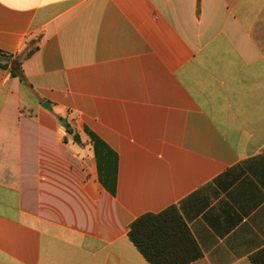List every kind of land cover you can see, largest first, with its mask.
<instances>
[{
  "label": "crops",
  "instance_id": "crops-1",
  "mask_svg": "<svg viewBox=\"0 0 264 264\" xmlns=\"http://www.w3.org/2000/svg\"><path fill=\"white\" fill-rule=\"evenodd\" d=\"M0 51V264H150L172 206L190 264L264 251V0H0Z\"/></svg>",
  "mask_w": 264,
  "mask_h": 264
},
{
  "label": "trees",
  "instance_id": "trees-1",
  "mask_svg": "<svg viewBox=\"0 0 264 264\" xmlns=\"http://www.w3.org/2000/svg\"><path fill=\"white\" fill-rule=\"evenodd\" d=\"M34 50L35 47L30 45L25 49L24 57ZM16 76L23 81L21 74ZM127 235L150 264H190L201 257L200 249L174 206L157 214L139 216L129 225ZM251 262L264 264V251L253 256Z\"/></svg>",
  "mask_w": 264,
  "mask_h": 264
},
{
  "label": "water",
  "instance_id": "water-1",
  "mask_svg": "<svg viewBox=\"0 0 264 264\" xmlns=\"http://www.w3.org/2000/svg\"><path fill=\"white\" fill-rule=\"evenodd\" d=\"M42 106H43V107H45V108H47V109L49 108V105H48V103H46V102H45V103H43V105H42Z\"/></svg>",
  "mask_w": 264,
  "mask_h": 264
}]
</instances>
